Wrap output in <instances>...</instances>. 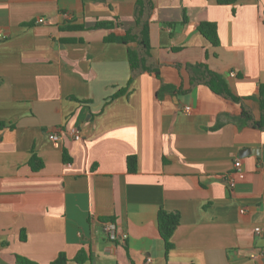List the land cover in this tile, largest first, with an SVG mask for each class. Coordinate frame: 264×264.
Masks as SVG:
<instances>
[{
	"label": "crops",
	"instance_id": "1",
	"mask_svg": "<svg viewBox=\"0 0 264 264\" xmlns=\"http://www.w3.org/2000/svg\"><path fill=\"white\" fill-rule=\"evenodd\" d=\"M151 2L160 79L141 73L111 98L135 43L105 37L134 25L135 0H0V264H264V130L239 120L242 106L260 115L245 97L264 83V0ZM200 22L216 24L218 45ZM201 62L243 99L192 84L187 65ZM160 209L179 214L166 253ZM108 222L126 237L108 240Z\"/></svg>",
	"mask_w": 264,
	"mask_h": 264
},
{
	"label": "trees",
	"instance_id": "2",
	"mask_svg": "<svg viewBox=\"0 0 264 264\" xmlns=\"http://www.w3.org/2000/svg\"><path fill=\"white\" fill-rule=\"evenodd\" d=\"M219 4H231L236 0H216ZM152 9L151 0H135L134 4V25L124 31L123 35L117 36L113 33H109L105 37L106 42H121L123 44L135 43L134 46L127 47V59L130 70V76L127 81V86L118 90L111 98H115L127 91L128 86L141 73L153 74L156 78L160 79L159 70L151 56V46L149 42V14ZM115 20L117 18H114ZM185 21V19H183ZM113 22L111 21H98L95 24L96 28H111ZM73 27V26H72ZM199 33L205 37L213 46L218 45L219 40L217 37L216 24L214 22H200L197 25ZM62 41H73V39H62ZM187 69L191 73V83L204 84L213 93L220 95L233 102H240L243 98L235 96L228 88L224 78L210 70L205 63H195L187 65ZM161 88L164 85L161 84ZM247 99H254L259 105V118L253 119L249 110L244 106L241 107L239 114L240 126L248 125L252 128L264 130V83L259 85V91L257 97H245ZM3 126V123H0ZM64 160H68L64 155ZM29 165L32 171H39L43 162L36 156L32 155L29 160ZM137 160L135 155H130L126 158V168L128 172L136 171ZM179 223L178 212H168L164 209H160L157 213V227L159 235L164 243L165 253L172 247L170 237ZM85 254L83 251H79L74 258L77 262L84 260ZM66 257L64 254L59 256L54 261L55 263H65ZM18 264H31L30 261L24 258H17Z\"/></svg>",
	"mask_w": 264,
	"mask_h": 264
},
{
	"label": "built area",
	"instance_id": "3",
	"mask_svg": "<svg viewBox=\"0 0 264 264\" xmlns=\"http://www.w3.org/2000/svg\"><path fill=\"white\" fill-rule=\"evenodd\" d=\"M63 16H67V14H63ZM38 22H43L44 21V18H39L37 20ZM190 108L189 106H184L183 110L185 111H188ZM70 132L72 134V137L74 140H78L81 138V135H80V132H79V129L77 127H72L70 129ZM49 138L56 144L59 140V135L57 133H51L49 134ZM234 169H235V174L237 176H240L242 177V171L240 169V160L239 159H235L234 160ZM227 183L229 185V188H232L235 184V180L234 178H232L231 176H229L228 180H227ZM241 212H244L243 209L240 210ZM104 229V232H105V235H106V238L110 241H115V240H122L126 237V233L125 232H121V233H118L117 231V228H116V225L112 222H108L104 225L103 227ZM255 232L256 233H259L261 230L259 227H255L254 228ZM151 263V259L150 258H147L146 259V264H150Z\"/></svg>",
	"mask_w": 264,
	"mask_h": 264
}]
</instances>
